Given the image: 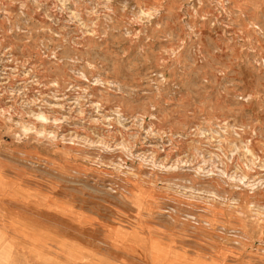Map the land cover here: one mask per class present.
Returning <instances> with one entry per match:
<instances>
[{"label": "rangeland", "instance_id": "1", "mask_svg": "<svg viewBox=\"0 0 264 264\" xmlns=\"http://www.w3.org/2000/svg\"><path fill=\"white\" fill-rule=\"evenodd\" d=\"M264 264V0H0V264Z\"/></svg>", "mask_w": 264, "mask_h": 264}, {"label": "crops", "instance_id": "2", "mask_svg": "<svg viewBox=\"0 0 264 264\" xmlns=\"http://www.w3.org/2000/svg\"><path fill=\"white\" fill-rule=\"evenodd\" d=\"M73 260H75L76 262L78 261V263H79L80 261H82L83 263H81V264H96V263H89V262L87 261V259H73Z\"/></svg>", "mask_w": 264, "mask_h": 264}]
</instances>
